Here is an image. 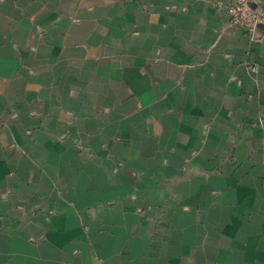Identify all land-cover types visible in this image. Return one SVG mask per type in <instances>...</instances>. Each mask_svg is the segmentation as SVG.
Returning <instances> with one entry per match:
<instances>
[{"label": "crops", "instance_id": "crops-1", "mask_svg": "<svg viewBox=\"0 0 264 264\" xmlns=\"http://www.w3.org/2000/svg\"><path fill=\"white\" fill-rule=\"evenodd\" d=\"M232 1L0 0V264H264V22Z\"/></svg>", "mask_w": 264, "mask_h": 264}, {"label": "built area", "instance_id": "built-area-1", "mask_svg": "<svg viewBox=\"0 0 264 264\" xmlns=\"http://www.w3.org/2000/svg\"><path fill=\"white\" fill-rule=\"evenodd\" d=\"M230 23L253 35L257 26L264 22V3H251L250 0H234L227 5Z\"/></svg>", "mask_w": 264, "mask_h": 264}, {"label": "rangeland", "instance_id": "rangeland-1", "mask_svg": "<svg viewBox=\"0 0 264 264\" xmlns=\"http://www.w3.org/2000/svg\"><path fill=\"white\" fill-rule=\"evenodd\" d=\"M35 34H37L39 36H42L43 35V33L41 32V30H39V28H36Z\"/></svg>", "mask_w": 264, "mask_h": 264}]
</instances>
